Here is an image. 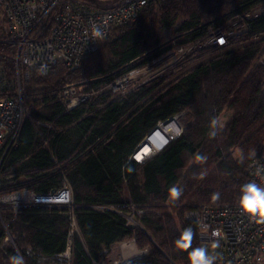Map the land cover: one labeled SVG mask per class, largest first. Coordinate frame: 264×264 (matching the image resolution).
I'll use <instances>...</instances> for the list:
<instances>
[{
    "label": "trees",
    "instance_id": "16d2710c",
    "mask_svg": "<svg viewBox=\"0 0 264 264\" xmlns=\"http://www.w3.org/2000/svg\"><path fill=\"white\" fill-rule=\"evenodd\" d=\"M262 1L151 2L135 22L114 27L83 57L80 68L59 63L47 75L31 71L24 89L29 110L1 164L0 196L18 186L36 191L64 179L71 202L22 206L17 214L2 210L7 229L0 218V264H10L14 255L22 256L24 264H48L69 247V264H98L114 244L131 238L147 253L124 264H191L189 253L201 242L186 212L202 205L238 204L240 187L249 182V162L263 155L261 44L251 42L211 57L160 90L165 78L119 98L100 93L71 110L60 95L66 84L85 80L98 91L132 69L204 38L211 26L228 29L236 15ZM53 24L54 12L42 25L41 37L49 35ZM246 25L247 39L264 35V12ZM4 32L2 21L0 35ZM15 55L14 45L0 44V64L9 78L15 75ZM225 110L233 114L220 130L217 122ZM182 112L187 115L182 133L156 155L136 161L141 142L160 122ZM214 193H219L216 201ZM133 206L144 209L142 215L134 214L135 228L128 223ZM187 228L193 238L189 248L181 249L176 241Z\"/></svg>",
    "mask_w": 264,
    "mask_h": 264
},
{
    "label": "built area",
    "instance_id": "2783aa9c",
    "mask_svg": "<svg viewBox=\"0 0 264 264\" xmlns=\"http://www.w3.org/2000/svg\"><path fill=\"white\" fill-rule=\"evenodd\" d=\"M113 1L115 2L109 7L98 8L83 0L52 2L51 0H0V22L3 21L5 28V32L0 35V44H12L16 47L15 75L9 78L0 64V167L15 145L29 110L24 100V89L30 80L31 71L36 69L42 75H47L59 63L71 70L80 68L83 57L94 51L114 27L135 22L149 3L167 0ZM52 12H54L53 27L49 35L41 37L42 25ZM93 25L100 27L103 33L101 37L93 34ZM207 46L214 47L218 51L223 50V53L230 49L231 45L222 28L211 26L204 38L164 55L147 67L132 69L128 72L127 78L135 82L155 64L171 56H184L197 48ZM89 85L90 82L86 80L79 87L69 84L64 87L60 98L68 110L85 102L91 94L96 93L94 90L85 91ZM133 85L138 88L142 83L135 82ZM260 163H264V154L252 159L247 171L249 182L255 180L264 186V181L254 175ZM63 191L65 196L58 202H50L48 197L44 196L46 194L36 193L29 188L2 194L0 196L2 223L7 229V223L1 216L5 208H11L17 214L22 206L70 203L71 190L66 188L61 192ZM133 209V214L128 216V223L138 225L134 214L142 215L144 209L136 206H133ZM185 218L197 225L201 247L207 248L210 253L218 254L215 264H264V223H259L242 213L238 204L202 205L188 210ZM214 231L219 232L218 237H213ZM7 239L13 241L9 232ZM217 241L219 247L213 249L212 245ZM132 245L134 247H131ZM118 248L128 253L115 264L133 261L147 253V249L136 247L135 238L121 241ZM108 262L111 264L110 261ZM98 264L106 263L102 261Z\"/></svg>",
    "mask_w": 264,
    "mask_h": 264
},
{
    "label": "rangeland",
    "instance_id": "374dc122",
    "mask_svg": "<svg viewBox=\"0 0 264 264\" xmlns=\"http://www.w3.org/2000/svg\"><path fill=\"white\" fill-rule=\"evenodd\" d=\"M78 1H81V0H78ZM83 1H86L98 8L109 7L115 2L113 0L107 1V2H98V1H91V0H83ZM262 12H264V1H262L260 4L252 8L248 13L236 15L231 20V22L228 23L229 25L228 29L225 26H221L220 28H222V30L224 31V33L229 39V43L231 45L229 46L230 49L242 47V46L250 44L251 42L260 43L261 44V59L260 60L264 62V35L257 36L256 38L255 37L250 38V39L246 38L248 37V31L246 27L247 19L257 14H260ZM177 49H174L173 51L175 52L177 51ZM222 51L223 50L218 51V49L214 47L207 46L203 48H197L194 51L184 56L182 55L175 56V57L171 56L170 58H167L161 61L160 63L155 64L152 68L148 69L146 74H143V75L141 74L140 77L135 82L142 83V85H145V84H150L156 80H161L165 78V80H163V83L157 88V90H160L163 87L175 81L176 79L182 77L184 74L188 73L190 70L195 68L200 63L205 62L206 60L218 54H222ZM127 74L117 78L112 83H110L109 85H107L106 87L98 91L91 89V85H89V87L85 91H89V92L92 90L96 91V93L91 94L89 99L93 97H97L100 93H104V92L110 93L112 98H119V97L126 95L127 93H130L136 90L137 88H135L133 85V83L135 82L130 81L127 78L128 76ZM143 81H146V82H143ZM83 82L84 81L77 82V83H68V84L76 85L77 87H79L80 85H82ZM114 83H117V85H115ZM232 114L233 112L231 110H225L218 119L217 128L220 130L225 129L232 118ZM177 117L182 126V130H184L186 126V122H187L186 112H182ZM263 154H264V149H263ZM234 155L235 157L240 156L237 151L234 152ZM25 187L27 186L22 185V186L16 187L15 189H18V190L28 189ZM66 188L70 189L66 181L64 179H60L53 183L46 184L45 186L39 187L38 189H36L35 192L41 193V194H47V193H52L54 191L55 193H59ZM73 229L74 231L77 229L75 221L73 222ZM132 239L133 238L127 239L125 241H129ZM119 243L114 244L109 250V253H108L109 255H107V258L104 261L106 264H109L108 261H110L111 264H115V262H120L122 258L125 257V255H127L128 252L127 253L122 252L120 248H118ZM136 247H138V249H141L137 241H136ZM110 256L112 257V259H110L111 258ZM70 260H71V251H70V248H68V250L64 254L61 255L59 260L50 261V263L48 264H69Z\"/></svg>",
    "mask_w": 264,
    "mask_h": 264
},
{
    "label": "clouds",
    "instance_id": "9594fccd",
    "mask_svg": "<svg viewBox=\"0 0 264 264\" xmlns=\"http://www.w3.org/2000/svg\"><path fill=\"white\" fill-rule=\"evenodd\" d=\"M92 31L96 37H101L103 35L98 25H93ZM252 155L255 156V152H253ZM198 159L204 158L198 157ZM254 175L264 181V163L257 165ZM172 194L174 197H178L180 195L175 188L172 189ZM218 199L219 193H214L212 200L216 201ZM238 207L240 211L249 218L256 220L259 223H264V186H261V184L257 183L255 180L241 185ZM212 235L213 237H218L219 232L214 231ZM192 238V229H185L176 241L177 247L181 249L189 248ZM212 247L213 249L219 247L218 241L215 242ZM189 255L191 258V264H215L218 259V254L210 253L205 247L194 248ZM10 264H24V259L20 255H14L10 258Z\"/></svg>",
    "mask_w": 264,
    "mask_h": 264
},
{
    "label": "bare ground",
    "instance_id": "6f19581e",
    "mask_svg": "<svg viewBox=\"0 0 264 264\" xmlns=\"http://www.w3.org/2000/svg\"><path fill=\"white\" fill-rule=\"evenodd\" d=\"M181 130L182 126L177 116L175 118L160 122L159 125L154 129V135L147 141L146 145L143 146L141 151H137L138 153L136 152V158L141 160L145 154H152L153 152L159 151L161 146L175 138L181 132ZM44 196L48 197L49 195L46 194Z\"/></svg>",
    "mask_w": 264,
    "mask_h": 264
},
{
    "label": "water",
    "instance_id": "95a60500",
    "mask_svg": "<svg viewBox=\"0 0 264 264\" xmlns=\"http://www.w3.org/2000/svg\"><path fill=\"white\" fill-rule=\"evenodd\" d=\"M176 116H174V117H171V118H175ZM171 118H168V119H171ZM168 119H166V120H168ZM165 120V121H166ZM182 131L183 130H181V132L175 137V138H177L181 133H182ZM154 133H155V131L153 130L147 137H146V139H144L142 142H141V144L138 146V148H137V150L134 152V155H133V158L136 160V161H138V162H144L145 160H147L148 158H151L152 156H154V155H156L157 153H159L161 150H163L172 140H174L175 138H173L172 140H170V141H168L165 145H163V146H161V149L159 150V151H157V152H153L152 154H145L144 155V157L141 159V160H138L137 158H136V155H137V153L139 152V151H141L142 150V148H143V146H145L146 145V143H147V141L154 135ZM138 151V152H137ZM137 152V153H136ZM65 196V191H63V192H60V193H55V192H52L51 194H49V196H48V200L50 201V202H58V201H60V199L62 198V197H64ZM135 224L133 223L132 225H131V227L132 228H135Z\"/></svg>",
    "mask_w": 264,
    "mask_h": 264
}]
</instances>
